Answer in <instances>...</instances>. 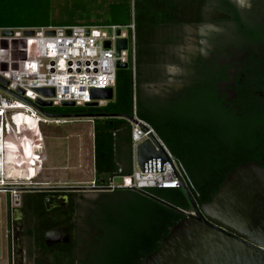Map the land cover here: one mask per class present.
<instances>
[{
	"label": "trees",
	"instance_id": "1",
	"mask_svg": "<svg viewBox=\"0 0 264 264\" xmlns=\"http://www.w3.org/2000/svg\"><path fill=\"white\" fill-rule=\"evenodd\" d=\"M90 1L0 0V27L102 24L86 20L91 13ZM129 1L108 5L109 23L122 25L129 21ZM207 1L132 0L135 72L130 66L116 69L113 99L97 106L43 108L52 114L91 117L93 169L97 182H107L109 178L119 180L131 173V123L127 117L134 114L153 127L173 157L181 162L190 182L187 187L198 205L210 200L226 174L241 162H264V64L261 62L247 66L243 76H237L234 105L226 106L215 90L216 80L226 78L225 66L200 58L183 63L182 86L172 89L167 100L150 102L148 106L135 102L137 69L141 65L148 67V75L141 80L156 78L152 72L157 69V57L164 53L163 47L172 42L167 32L176 25L201 22ZM209 3L216 12L230 15L238 42L263 38L259 29L240 20L229 0H209ZM56 9H65L66 19L56 20ZM146 193L191 211L179 187L113 188L94 202L91 222L95 233L92 240L86 242L88 249L82 259L76 256L74 237L69 245L51 249L41 244L45 229L66 224L72 233L74 222L69 220V215L67 219L55 218L51 223L42 222L35 227L40 252L30 257L33 264H141L183 217L181 212ZM119 195L123 198L111 200Z\"/></svg>",
	"mask_w": 264,
	"mask_h": 264
},
{
	"label": "built area",
	"instance_id": "2",
	"mask_svg": "<svg viewBox=\"0 0 264 264\" xmlns=\"http://www.w3.org/2000/svg\"><path fill=\"white\" fill-rule=\"evenodd\" d=\"M130 3V17L126 24H86L47 25L37 27H0V78L6 81L0 88V154L7 151L6 145H19L29 140L28 123L22 119L30 117L39 123L63 122L59 116L41 113L34 103L37 99L50 101L51 107L60 106L63 101H72L74 105H84L91 101V88L113 87L115 81V62H125L131 69L135 63V27ZM52 30L53 33H47ZM10 31V34H6ZM32 31V34H25ZM127 40L125 49L115 54L116 41ZM33 43V53L29 52V43ZM108 43V46L105 43ZM52 88L51 96L41 95L37 89ZM21 91V93H19ZM99 105L104 101H98ZM45 107H42V109ZM131 123L132 170L129 175L117 180L109 178L107 182L95 179L86 186L99 190L113 188H176L179 180L190 184L181 162L173 157L164 142L152 126L139 119L135 114ZM30 139L33 152L38 156L37 170L40 169L41 134ZM12 142L5 140L6 136ZM154 140L155 149L165 152L169 161L161 163L160 158L147 162L141 170L136 162V147L145 139ZM6 141V142H5ZM156 143V144H155ZM5 147H4V146ZM0 155V156H1ZM1 158V157H0ZM120 171V169H118ZM117 180V182H113ZM1 186L6 184L1 181ZM19 186V184H16ZM15 186V185H13ZM14 188L10 192L15 197Z\"/></svg>",
	"mask_w": 264,
	"mask_h": 264
},
{
	"label": "water",
	"instance_id": "3",
	"mask_svg": "<svg viewBox=\"0 0 264 264\" xmlns=\"http://www.w3.org/2000/svg\"><path fill=\"white\" fill-rule=\"evenodd\" d=\"M10 34V31H6ZM32 34V31H25ZM47 33L52 34V30ZM127 40L119 38L115 45V54L125 49ZM108 46V43H105ZM117 69L127 68L128 64L117 60ZM6 81L0 78V88L4 89ZM43 96H51L52 88H39ZM21 93V91H19ZM113 87L91 88V101L86 106H97L98 101L113 99ZM34 106L43 114L59 117H89L87 115L52 114L42 107H51L50 101L37 99ZM61 106H75L72 101H63ZM133 121V117H127ZM156 144V143H155ZM160 158L161 163L169 161L165 152L159 147L155 149L152 138L145 139L136 147V162L142 170L147 162ZM179 180V188L186 195L191 211H185L168 202L146 193L151 198L181 212L180 218L164 236L158 248L147 254L141 264H264V162H241L231 169L213 193L210 200L199 205L195 202L191 191L183 180ZM49 188L43 185L30 189ZM57 188V187H56ZM71 189H97L86 185L65 186ZM15 211H18L15 209ZM14 218V215H13ZM21 234L12 231L11 264L23 263L20 254ZM43 240L47 246L52 243H69L70 235L67 226H60L47 232Z\"/></svg>",
	"mask_w": 264,
	"mask_h": 264
},
{
	"label": "rangeland",
	"instance_id": "4",
	"mask_svg": "<svg viewBox=\"0 0 264 264\" xmlns=\"http://www.w3.org/2000/svg\"><path fill=\"white\" fill-rule=\"evenodd\" d=\"M122 0H91L89 11L90 16L87 21L97 23H109L110 18L108 14V5L119 3ZM240 6H244L247 0H234ZM57 10L54 13L56 20L60 21L66 19L67 14L65 9L63 11ZM82 20L81 22H83ZM209 25L203 27L184 26L181 28V37L174 45H166L163 47L164 55L158 56L156 67L160 70V76L150 79L148 81L141 80L148 75V67L141 65L137 69V90L135 92V102L140 106H148L150 102L165 101L172 94V89H178L182 86V79L180 76L185 68L182 63L192 53L202 49V46H197L195 40L196 34L205 32ZM210 25L209 28H213ZM207 27V28H206ZM158 48V46H156ZM166 51V52H165ZM171 51L179 59H172L167 54ZM29 52L33 53V43H29ZM133 73L135 69L132 70ZM135 80V79H134ZM59 114V113H58ZM24 119V118H22ZM63 122L60 123H39V128L42 134L43 150L45 154V161L42 164V170L36 175V169L28 174H19L16 177V182L19 184L15 191V197L9 191L0 192V255L3 246V223L1 216V208L8 203L17 202L22 198V192L26 186L36 185H85L93 178L92 170V121L88 117H61ZM33 123L35 121L33 120ZM25 150V149H23ZM28 150L33 151L32 145L29 143ZM25 161L29 163V151L27 152ZM23 180V181H17ZM29 180V181H27ZM117 182V180H113ZM25 186V187H24ZM111 191V190H107ZM81 204L77 206L75 212V224L72 230V235L76 241V256L82 259L87 252L88 247L86 242L92 240L95 228L88 222V216L91 208L93 209V202L99 197L94 193H85ZM10 198V199H9ZM111 200H119L123 198L122 195L113 196ZM96 210V209H95ZM93 212L91 213V217ZM89 217V219L91 218ZM25 264H33L32 258H26Z\"/></svg>",
	"mask_w": 264,
	"mask_h": 264
},
{
	"label": "flooded vegetation",
	"instance_id": "5",
	"mask_svg": "<svg viewBox=\"0 0 264 264\" xmlns=\"http://www.w3.org/2000/svg\"><path fill=\"white\" fill-rule=\"evenodd\" d=\"M229 1L234 5L237 15L242 22L261 31V34L263 35L262 39L249 42L246 41L244 43L238 42L233 32L234 27L230 20V15L227 13L216 12L211 7L209 0L203 7V20L201 22L176 25L171 32H167L172 40L170 44L174 45L181 37L182 27L201 26L205 28L206 25H209L208 28L206 27L207 29L205 32L196 34L195 36L197 46H202V49L192 53L186 60H184V62L189 63L192 58H200L201 61L204 59H210L218 65L221 64L225 66L226 78L216 80L217 87L215 90L217 97L221 98L226 106L234 105L236 101V80L237 76H243V69H246L247 66L257 62L264 64V0H247L246 5L244 6H240L234 0ZM211 12H213V15H211ZM214 17H218L220 20H210ZM210 25H214L213 28H209ZM162 36L163 34L160 35V38ZM159 49L162 48L159 47ZM164 54L165 53L159 56ZM167 54L170 58L173 57L172 59H179L178 61H181L179 55L176 56L171 51H167ZM152 73L153 76L156 77H159L161 74L158 68ZM65 186L73 185H47L46 187L49 188L45 189H30L32 186H24L25 190L21 191L24 196H22V198L20 197V200L17 202L16 209L18 211L14 212V218L12 217L10 222V240L12 239L13 229L17 235L21 234L20 254L23 258L22 264H25L26 258L36 257L38 252H40V248L36 246V238L34 236V233H36L35 227L38 224L42 222L51 223L55 218L67 219L69 215H71L69 220L74 222L77 206L81 204L82 199L85 197V193H94L98 195V199H100L102 195L107 192V190L99 189L63 188ZM92 210L93 209L91 208L88 216V222H90L89 224L91 226H93L91 222ZM89 217L91 218L89 219ZM60 226L67 225L60 224L56 227L45 229L42 233L41 244L48 249L54 248L55 246L69 245L73 240V235L69 227V243L58 242L47 246L43 240V237L47 232L55 230Z\"/></svg>",
	"mask_w": 264,
	"mask_h": 264
},
{
	"label": "crops",
	"instance_id": "6",
	"mask_svg": "<svg viewBox=\"0 0 264 264\" xmlns=\"http://www.w3.org/2000/svg\"><path fill=\"white\" fill-rule=\"evenodd\" d=\"M88 118L90 121H92L91 117H88ZM33 129H34L33 131H36L35 128ZM38 130L41 134L40 128H38ZM41 137H42V134H41ZM29 138H31V136H29ZM5 140L8 142H12V138L8 135L6 136ZM92 143H93V126H92ZM6 146H12V147L11 148L7 147V151L2 155L0 154L1 155L0 156L1 157L0 158V183L1 181H3L6 184L5 186H1L0 184V192L7 191L9 193L10 189L18 188V186L16 185L17 184L16 177H18L19 174H25L27 171L26 170L27 164L22 163L21 165H19L18 159L22 162L24 156H25L24 160L27 158L26 155L24 154V151L28 150L29 143H28V140L24 141L23 148H21L19 145H11V144L6 145ZM92 151H93V144H92ZM39 153H40L39 158L41 159V165H40V169L38 170L36 169L35 171L36 175L42 170V164L45 161V154L43 150L42 139H41V150L39 151ZM17 167L19 168V170ZM92 170H93V178H92L93 180L95 179V174H94V169H93V152H92ZM16 204H17L16 199H15V202L14 201L11 202V200H8V203L5 206L3 205V207L1 208V216H2L1 221L4 226V229H3L4 231H3V246L1 248V255H0V264L11 263L12 248H11V240H10V222L14 215Z\"/></svg>",
	"mask_w": 264,
	"mask_h": 264
},
{
	"label": "bare ground",
	"instance_id": "7",
	"mask_svg": "<svg viewBox=\"0 0 264 264\" xmlns=\"http://www.w3.org/2000/svg\"><path fill=\"white\" fill-rule=\"evenodd\" d=\"M24 120L28 123V127H29V136H31V138H33L34 136H38V131H37V127H36V124H34L33 123V119H31L30 117H24ZM35 121V120H34ZM36 123V122H35ZM33 128H35L36 129V131H33L34 129ZM31 138H29V140H28V143H30L31 145H32V143H31V141H30V139ZM13 145H14V143H12ZM32 147H33V145H32ZM29 151V156H28V158H29V163L27 162V161H25L24 160V158H25V156L23 157V160H22V162L18 159V162H19V165H21L22 163H26L27 164V167H26V173L25 174H28L29 172L28 171H32L33 169H37V167H36V165H37V160L38 159H36V158H38L37 156H35V152H33V151H31V150H25L24 151V154L27 156V152ZM21 152V151H20ZM33 161V162H32ZM16 163V162H15ZM17 164V163H16ZM18 168V167H17ZM18 170H19V168H18ZM17 181H21V180H17ZM29 181V180H28Z\"/></svg>",
	"mask_w": 264,
	"mask_h": 264
}]
</instances>
